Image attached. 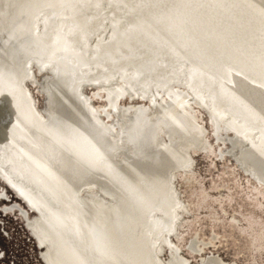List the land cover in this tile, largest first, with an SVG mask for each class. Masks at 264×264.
Wrapping results in <instances>:
<instances>
[{
  "label": "bare ground",
  "instance_id": "6f19581e",
  "mask_svg": "<svg viewBox=\"0 0 264 264\" xmlns=\"http://www.w3.org/2000/svg\"><path fill=\"white\" fill-rule=\"evenodd\" d=\"M223 1L172 0L169 7L164 9L161 7L163 1H154L160 3L162 10L157 8L158 3L156 11H153L155 8H150L151 12L145 14L138 11L140 14H132V21L126 23L123 29H117L119 27L114 24L116 30L113 26L111 30L105 23L107 31L110 27L105 41L103 40L105 43L98 39L95 44L90 40L98 31L95 27L99 25L98 12L101 9L91 13L92 7L86 0H0V174L16 186L31 205L41 210L42 217L32 221L28 211L19 204L10 208L21 211L40 245H47L46 252L42 255L46 264H162L153 249L157 243L152 238V232L157 224L153 225L150 218L147 220L150 204L158 194L157 189H145L154 184H143L140 178L147 180L151 174L148 167L154 166L151 168L155 169L156 166H162L164 159L168 158L174 148L183 154L182 142L175 144L172 141L161 145V137L156 133L159 132L158 126L164 123L169 138L173 139L175 133L183 138L186 134L182 133V125L186 124L187 128L194 126L191 116L181 109L185 102L182 100H185L187 95L183 91L170 89V83L175 80L172 78L168 86L167 83L164 85V89L174 98L169 103L155 102V109L151 113L149 108L137 107L134 109V116L129 115L132 117L130 120L127 112L131 107L119 108L117 102L127 95L128 85L141 83L145 87H151L153 82L172 75L173 70L176 71L175 67H178L174 63L176 55H187L191 50L201 59L195 63L196 67L193 63L192 71L188 70L182 78L184 77L185 82L192 88V75L195 78L203 73L201 75L205 76L204 82L208 83L209 88L211 86L214 90L222 91L218 99L216 98L217 106L220 107L218 111L226 105L234 106L236 110L232 111L243 121L241 124L240 119L233 118L237 116L234 113L230 127L241 131L243 126H249L250 122L259 124V143H251L249 149L244 151V160L250 164L256 162L261 176L264 177V0H246L247 7H262L256 11L258 15H254V18L239 16L244 10L234 14L237 10H230ZM137 3L130 0L128 6L133 7ZM120 4L122 5L121 2ZM143 4L142 7L145 8L146 4ZM43 8L45 10L41 12ZM117 11L120 13L118 9ZM63 17L68 20L65 24L62 23ZM236 17L242 20L237 22ZM44 54L50 58V62L46 59V66H51L54 73L45 85L48 97L47 117L38 112L30 93L24 87L25 80L20 78L26 62L38 58L42 61L41 56ZM75 62L83 69L93 65L86 70L85 75L103 72L107 74L112 68L119 69L125 64L131 68L128 76L126 75L125 84L109 89L106 94L110 106H117L116 109L121 110L123 116L126 115L129 120L127 123L123 118L127 125L120 124L122 132L119 130L116 133H119V136H122L123 131L127 134V141L130 142L127 148L128 158L120 159L119 154L122 152H117L115 159L110 158L108 163L106 158L105 162L108 164L103 163L107 151L113 147L117 149L123 136L119 137L122 140L118 142V138L111 136L112 132L104 133L114 128L107 127L104 120L94 117L97 112L93 109L95 115L92 112V116L91 113L89 115L95 122L94 125L98 126L95 128L89 118L80 116L82 109L79 114V108L73 113L76 100L82 96L80 87L76 89V85L74 86L77 82V76L72 73ZM92 69L95 70L91 71ZM118 80L105 79L104 84H113ZM203 84L201 88L206 85ZM156 85L158 87L159 84ZM145 89L147 91V88ZM151 92H147L145 96ZM134 97L137 98V94L130 95V98ZM211 102L213 104L214 101L211 99ZM84 103L86 104V101ZM3 113L7 114L8 121L3 120L5 115L1 117ZM120 115L122 116L121 112ZM105 116L110 119V113L107 111ZM105 134L110 137H104ZM174 144L175 146H172ZM125 150L122 149L123 152ZM190 162L191 160L186 166ZM162 168L165 171L164 167ZM256 173L257 177L260 176L258 171ZM160 176L162 177V173ZM95 178L102 184L100 185L103 190L105 187L115 190L118 199L110 208L100 204L102 198H99V201L96 196H88L95 198L97 205L81 198L80 190L84 189L85 184L88 183L89 186V183L97 181ZM165 183L164 187L168 185L167 181ZM85 187L88 188L86 185ZM169 189H172L171 184ZM158 196L155 199L164 198ZM172 220L170 219V222ZM173 221L175 222V219ZM160 222L161 220L158 224ZM147 225L149 227L145 230ZM173 262L183 264L184 260L174 255ZM208 264L231 263L213 257Z\"/></svg>",
  "mask_w": 264,
  "mask_h": 264
},
{
  "label": "rangeland",
  "instance_id": "374dc122",
  "mask_svg": "<svg viewBox=\"0 0 264 264\" xmlns=\"http://www.w3.org/2000/svg\"><path fill=\"white\" fill-rule=\"evenodd\" d=\"M86 1L88 2V4L90 3L89 6L92 7V9L90 10L91 13L98 12L99 9H101L98 12L100 13L98 22L99 25H95V28H97L98 31H96V34L93 35L90 40L95 44L98 42V39L100 42L103 40L105 41L107 32L109 31V28L111 26H113L116 30V26L114 24L119 27L117 29H123L125 28L126 23L128 24L132 21V14H145V12H151L150 8H155L153 9V11H156V7L159 3H154V1L158 0H152L153 3H151V0H142L143 2L141 0H138L140 3L137 0H134L135 3L138 2L139 4L137 3L136 5H133V8L131 5L128 6V2L130 0H128V2L127 0ZM159 1H163L162 6L159 3V7L157 8L162 10L167 6L169 7L172 0ZM117 2L119 3V5ZM120 2L122 3V5L120 4ZM126 2L127 4H125ZM141 2L142 4L144 3L143 5L146 4L145 8L144 6L142 7ZM223 2H226V7L230 10H237L234 12V14H237V12L240 10H244L243 12H241L243 13L242 15L239 14V16H241L242 18L244 16H250L249 18H254V15L258 13L256 11H259V8H262L260 6L247 7L245 5L246 0H224ZM148 5L152 6L149 7ZM244 5L246 6V9ZM137 6H139L138 9L136 8ZM160 6L162 7V9ZM146 8H148L147 11ZM117 9L120 13L123 12V14L121 15L120 13H118ZM44 10L45 9L43 8L41 12H43ZM135 10H137L136 13H134ZM126 14L128 15L123 16ZM108 17L110 19H108ZM124 17L125 19H123ZM106 19L108 20L107 22ZM240 20L242 19H240L239 17H236L235 19V21L237 22ZM67 21L68 20L66 17L62 18L63 24H65ZM105 23H107L106 25L110 26L109 28H107L108 31L105 29ZM101 25H103V27ZM110 29L112 30L113 28L111 27ZM236 31L238 32V30ZM236 31H233V33L237 34ZM104 41L101 43H105ZM188 52L190 53H188L187 55H176V60L174 61V63L177 64L178 67H175L176 71H171L172 75H170L168 78L158 80L156 81L157 83L153 82L154 84L152 83L151 87H145V85L139 82H137L139 83V85H128L126 88L127 95L125 97H121L117 102V106L119 108H127L129 106L131 107L130 111L127 112L129 120L130 118L132 119V117H129V115L132 116L134 114V109L140 106L149 108V113H151L155 109V102H157V104L162 102L169 103L174 98V96L170 92H168V90L164 89L166 87L164 85H166L167 83L168 86L169 82H171V79L173 78L175 80L170 83V89H172L173 91H183L186 93L187 98H185V100H182L185 102H183L181 109L184 111V113L186 112L189 116H191V119L194 122V126L189 127L190 130L189 128H187L188 126H186V124L182 125V128L184 129L182 133L185 132L186 134L184 135L185 138L184 136L182 138V136H180L178 133H175L172 136L173 139L169 138L167 129L165 128V124L163 123L162 125L158 126L159 132H157L156 135L161 137V140H159V144H169V142L171 143L172 141L175 144L176 142H182V148H184V152L182 154L180 151H178V149L174 150L175 148L172 147L174 149L171 151L170 155H168V158L164 159L163 163L166 164L165 166L164 164L162 166H156L155 169H153L154 166L148 167L149 170L151 169L150 177L152 176L151 178L147 177V180L149 179V181L140 178V181L143 182V184H146L148 182L150 183V185L154 184L152 185V187L147 186L145 189H157L156 193H158H155L156 196H154L152 203L150 204L147 218V220L150 218L149 220L152 221L153 225L157 224L156 229L152 232V238H154V242L157 243L153 248L156 254L155 256L157 259L159 258L158 260L162 264H174V255H177L178 257L183 259V264H208L210 258L213 257L219 258L224 262L231 264H264V177L261 176L255 164L256 162H251L250 164V162L244 160V151H246V149H249L251 143H259L261 129L259 127V124H256V122H250L251 124L249 123V126L246 127L243 126L241 131H235L232 127H230L229 125L232 121L231 117L235 115L234 113H236L232 110H236V108H234V106L232 107L231 105H226L227 107L223 106V108L221 107L220 111H218L219 106H217L218 104L216 103V100L218 99L217 97L221 94L222 91H217L216 89L214 90V87L211 86L209 88L207 86L208 83L204 82L205 76L201 75L203 73L195 78L194 75H192V78L190 80V83L192 82V88L189 86L188 82H185V79L184 77L182 78V76H184L186 72L188 73L196 62L201 61V59H199L194 53H192L191 50ZM41 57H43L42 61L41 58L40 60L38 58L34 61L29 59L30 62H26L25 67L21 72L20 78L22 77V79L25 80L24 87L30 93L38 112L47 117L46 111L48 106V97L46 94L47 92L45 85L46 83L48 84V81L52 79L54 73L53 68L48 65L46 66L45 64V62L48 63L50 58H48L45 54ZM161 60L165 61V59ZM38 61L41 63L39 64ZM180 61H183V64ZM161 62L163 63V61ZM95 63L98 64L99 62L96 61ZM73 65L75 69L73 68L72 73L78 77H76L77 82H75L74 86L76 85V89L80 87V94L83 96H80V99L76 100L77 105L74 104L75 107H73V113H75L74 111L79 108L77 109V113L79 114L80 109H82V114L80 113V116L82 115L83 118H89L88 120H90L92 127L95 128L97 125H94L95 122L91 120L93 109L95 112H97L96 115L93 113L95 115L94 117L100 118L102 119V121L104 120L106 125H108L107 127L112 126L114 128H111L109 129L110 131L108 130L104 133L110 134L112 132L111 136H113L114 138H118V142H120L119 140L123 139L120 143H118L121 147L119 146L117 149L113 147L112 149L108 150L110 151L109 153L107 151V156L104 157L105 160L103 159V163H109V161H111L110 158L115 159V155L117 152H122L121 154H119L120 159H124L125 157L128 158L127 148H129L128 146H130V142L127 141V134L123 131V133H121L123 136L122 138V136H119V133H116L119 132V130L120 132H122L121 127L126 124L125 120H127V123H129V120L126 119V115H124L125 117L123 116L124 113L121 110L116 109L118 108L117 106L115 108L110 106L106 94L109 89H113L119 86L121 87L125 84V80L131 68H128L129 65L125 64V66L123 65L119 69L112 68L113 70L107 71V74L106 72H103L99 74L94 73L91 75H85L86 70H89L88 68H91L93 65L86 69H83V67L77 65V62H75V64ZM75 66H78L80 67V69H82L80 70ZM27 67L29 68L27 69ZM94 70L92 69L91 71ZM81 74L83 75L81 76ZM190 74L193 73L190 72ZM173 75L181 78L177 79V77L175 76V78L173 77ZM105 79L119 80L113 84H104L106 82L104 81ZM199 79L201 81H199ZM164 80L166 81L164 82ZM97 81L101 82L97 83ZM203 83H205L206 85L205 87L201 88L204 85ZM156 84H159L160 86L158 85L157 87ZM152 87H155V90L152 89ZM143 88H147V91ZM162 88L164 90H162ZM147 92L151 93L148 96H145L148 94ZM214 93L217 95H214ZM136 94L137 98H130V95L135 96ZM211 99L214 101L213 104L211 102ZM82 101L83 103H81ZM85 101L86 104L88 103L87 105L84 103ZM229 106H231L232 112L230 111ZM85 107H87L89 111L91 109V111L89 112ZM224 108L229 109H226L227 111H225ZM85 109L87 112L85 111ZM105 111L110 113V119H108L109 117L105 116ZM120 112L123 117L120 115ZM3 116V120H9L7 114L3 113L1 117ZM234 117L235 119L237 118L238 120L240 119L242 121L241 117L239 118L238 115L233 116V118ZM123 118H125L124 121ZM116 121L117 123H119L117 124ZM242 123L243 121L241 122V124ZM254 125H257V127ZM109 134H105L104 137L107 136L109 138ZM119 137H121L122 139H120ZM175 144L172 146H175ZM122 147L124 148V150L126 149L124 152L122 151ZM106 158L107 162H105ZM189 160H191V162L188 166H186ZM162 167H164L165 171L162 170ZM257 171L258 175H260L258 177L260 178L257 177ZM163 172H165L166 176ZM161 173L162 177L160 176ZM163 177H165V179ZM152 179L154 182L152 181ZM96 180L97 181H93V183L91 184L89 183V186L88 183L85 184L88 188H86L84 185V189L82 188L83 190H80V196L83 200L85 199L90 203H93L94 205H97V203L95 202L96 199L98 200L99 198H102L101 200L105 201L103 203V201H100L99 199V201L101 202L100 204L104 207L107 206V208H110L112 204L116 203L118 199L117 194L115 190L113 191L109 187H105L106 189L104 188L103 190L101 187L102 184L98 181V179ZM158 180L160 181V183ZM161 180L163 185H161ZM166 181L168 185H165L164 187ZM96 184L101 185L99 186ZM170 184L172 189H169ZM171 190L173 191V193ZM90 195L94 197L96 196L97 198L95 197V199L92 197H88ZM158 195L164 198L155 199ZM78 200L81 203V200ZM157 200L158 202H156ZM159 201H164V206L163 203ZM105 203L107 204L105 205ZM15 204H19L23 209L28 210L30 212L32 221L36 218L42 217V212H40L41 210L39 211L37 210L38 208L36 209L37 206L31 205L29 200L19 191V189L16 186L10 184L0 174V264H46L42 254L46 252L47 245L41 246L39 244L36 235L33 232V229L26 222L21 214V211L10 210V208H12ZM167 213L169 214L167 215ZM170 219H175V222L172 220L175 224L172 221L170 222ZM160 220L161 222L158 224ZM170 223L172 226L170 225ZM148 227L149 226L147 225L144 227V229L146 230L148 229ZM195 247L197 248L194 249Z\"/></svg>",
  "mask_w": 264,
  "mask_h": 264
},
{
  "label": "flooded vegetation",
  "instance_id": "af4514ba",
  "mask_svg": "<svg viewBox=\"0 0 264 264\" xmlns=\"http://www.w3.org/2000/svg\"><path fill=\"white\" fill-rule=\"evenodd\" d=\"M36 210V209H35ZM28 211V210H27ZM37 211V210H36ZM38 212V211H37ZM28 213H29V217H31L30 216V212L28 211ZM25 220H26V218H24ZM32 219V218H31ZM26 222H27V220H26ZM37 238V237H36ZM38 240V239H37ZM39 242V241H38ZM40 244V243H39ZM41 246H43V245H41ZM43 255V254H42ZM45 260V259H44Z\"/></svg>",
  "mask_w": 264,
  "mask_h": 264
},
{
  "label": "water",
  "instance_id": "95a60500",
  "mask_svg": "<svg viewBox=\"0 0 264 264\" xmlns=\"http://www.w3.org/2000/svg\"><path fill=\"white\" fill-rule=\"evenodd\" d=\"M153 256H154V253H153Z\"/></svg>",
  "mask_w": 264,
  "mask_h": 264
}]
</instances>
